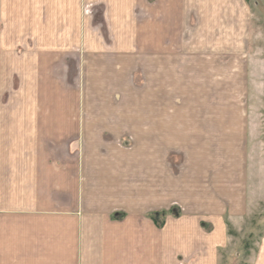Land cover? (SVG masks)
<instances>
[{"label":"rangeland","instance_id":"rangeland-1","mask_svg":"<svg viewBox=\"0 0 264 264\" xmlns=\"http://www.w3.org/2000/svg\"><path fill=\"white\" fill-rule=\"evenodd\" d=\"M247 1L252 13L248 45L237 51L236 44L224 41L223 58H192L189 67L196 73H188L189 86L176 87L173 79L157 98L151 51L153 22L161 21L153 10L157 0H0V33L21 34L19 42H5L10 48L0 56L1 118L17 116V145H45L49 154L63 150L64 159L68 145L79 148L80 156L89 146L97 160L114 162L105 167L121 160L129 178L143 177L150 184L158 176L169 194L195 176L196 126L207 189L220 194L240 186L233 181L243 178L248 115L254 127L247 150L253 192L248 203L258 201L235 228L228 227L231 241L219 255L220 264H264V0ZM29 32L37 46L24 41ZM43 49L62 63L47 67L50 58L33 52ZM199 76L202 82L195 79ZM35 113L54 118L44 122L48 136L29 135L25 125L30 122L24 119Z\"/></svg>","mask_w":264,"mask_h":264},{"label":"crops","instance_id":"crops-1","mask_svg":"<svg viewBox=\"0 0 264 264\" xmlns=\"http://www.w3.org/2000/svg\"><path fill=\"white\" fill-rule=\"evenodd\" d=\"M156 9L161 21L153 22L151 51L157 98L161 88L172 86L173 79L176 87L189 86L188 73H196L189 67L192 58H223L224 41L236 44L237 51L249 43L252 13L247 0H157ZM20 36L0 33V56ZM23 37L37 46L32 33ZM33 52L50 58L47 67L62 63L47 49ZM200 78L195 77L202 82ZM4 116L0 114V264H220L221 251L231 241L230 226L235 228L256 208L258 200L248 203L253 194L246 171L252 127L248 115L243 178L233 181L240 186L220 194L207 189V171L200 156L202 136L196 126L194 147L199 163L195 176L169 194L161 188L158 176L150 184L143 177L129 178L124 162L105 167L114 162L97 160V151L89 146L80 156L79 148L68 145L64 159L59 153L63 150L49 154L45 145H17V116ZM25 117L31 123L25 125L32 131L30 136L49 135L44 122L54 119L51 115ZM155 118L158 125L160 115ZM154 133L159 134V129ZM260 163L263 170L264 160ZM253 188L256 192V184ZM237 189L241 194H236ZM262 243L264 259V239Z\"/></svg>","mask_w":264,"mask_h":264},{"label":"trees","instance_id":"trees-1","mask_svg":"<svg viewBox=\"0 0 264 264\" xmlns=\"http://www.w3.org/2000/svg\"><path fill=\"white\" fill-rule=\"evenodd\" d=\"M164 213H165V212H164ZM159 215H161V214L159 213ZM154 218H158V216L155 215ZM160 219H161V218H160ZM161 220H162V219H161Z\"/></svg>","mask_w":264,"mask_h":264}]
</instances>
